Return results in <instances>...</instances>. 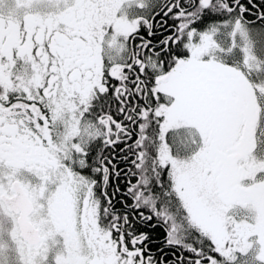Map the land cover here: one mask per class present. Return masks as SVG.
I'll list each match as a JSON object with an SVG mask.
<instances>
[{"label":"snow or ice","instance_id":"1","mask_svg":"<svg viewBox=\"0 0 264 264\" xmlns=\"http://www.w3.org/2000/svg\"><path fill=\"white\" fill-rule=\"evenodd\" d=\"M0 264H264V0H0Z\"/></svg>","mask_w":264,"mask_h":264}]
</instances>
